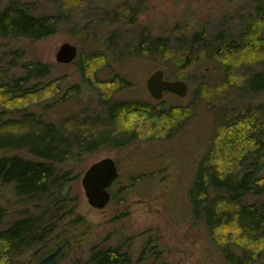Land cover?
Returning a JSON list of instances; mask_svg holds the SVG:
<instances>
[{"label":"trees","instance_id":"16d2710c","mask_svg":"<svg viewBox=\"0 0 264 264\" xmlns=\"http://www.w3.org/2000/svg\"><path fill=\"white\" fill-rule=\"evenodd\" d=\"M57 1L41 8L39 3L9 0L0 10V41H42L66 26L78 29L79 36L82 33L95 36L103 25V22L96 25V20L112 18L113 23L121 18L131 24L142 11L133 4L115 9V16H111L112 8L96 9L99 14L83 24L75 12L86 4L85 0H61L58 4ZM251 1L253 11L237 35L221 30L214 37H206L200 32L186 41L173 43L168 37L153 36L146 31L141 32L130 54L168 60L182 69L210 59L218 63L227 78L218 86L202 82L196 99L215 100L216 95L211 93L220 91L217 95L221 96L230 85L246 100L239 104L242 109L235 116H228L231 113L225 108L218 109L219 119L210 146L197 162L188 189L194 221L206 226L212 244L228 264H258L264 259V103L247 98L264 95V0ZM6 45L0 42V52L6 51H1ZM107 62L105 55L83 54L80 73L99 93L98 107L87 109L91 113L85 111L59 121L31 111L28 102L53 93L51 99L60 104L67 100L66 96L74 98L82 92L79 84L63 93L60 79L43 83L52 73V65L41 60H24L18 65L19 74L0 79V192L10 187L16 196L35 204L33 211L26 210L9 223L8 208L0 207V264H61L70 256L75 248L72 241L76 231L82 229L84 235L89 227L77 211L78 195L74 194V187L80 173L76 172L75 163L103 148H123L146 140L139 129L120 128L116 125L118 120L139 118L137 128L145 127L148 120L151 125L143 132H153V138L162 132L165 135L162 139L168 140L194 115V107L189 110L186 107L185 116L176 106L159 108L138 100H114L116 89L133 83L118 79L115 73L100 78L99 72ZM168 79L180 78L170 74ZM68 91L72 95H67ZM140 117L146 120L143 122ZM112 122L113 131L104 126ZM163 125H167L165 130H161ZM112 198L115 200L117 196ZM68 217L70 223L64 227ZM155 240L150 238L141 247L137 262L154 257L156 263L162 258ZM133 261L134 255L124 243L94 244L79 264Z\"/></svg>","mask_w":264,"mask_h":264},{"label":"rangeland","instance_id":"374dc122","mask_svg":"<svg viewBox=\"0 0 264 264\" xmlns=\"http://www.w3.org/2000/svg\"><path fill=\"white\" fill-rule=\"evenodd\" d=\"M39 3L41 8L52 6L57 0H26ZM61 0L57 1V4ZM9 0H0V10ZM86 4L75 12L77 19L83 24L92 16L99 14L96 9L106 7L115 9L125 4L139 5L142 10L135 22H124L112 18L97 21L103 22L95 36L78 35L77 30L69 26L42 41L19 39L5 42L0 52V79L19 74V64L24 60H41L52 65V73L44 79H60L63 93L68 87L79 84L81 93L74 98L57 103L52 100L53 93L46 97L29 101L31 111L44 115L53 121L70 118L82 112L91 113L97 108L96 97L99 94L91 84L84 81L79 65L83 54L97 53L105 55L108 65L99 72L100 78L111 77L114 73L118 79H126L133 84L130 87L116 89L114 100H138L150 103L159 108L176 106L182 115L194 107V115L188 123L171 139L163 140L161 133H144L151 124L146 119L145 127L137 128L138 119L116 122L120 128L139 129L143 139L123 148L107 147L85 156L75 163L76 172L80 173L75 182L74 194L78 195L77 211L85 217L88 224L87 234L83 230L76 231L70 256L61 264H79L89 255L94 244L116 246L124 243L134 255L132 264H228L220 250L211 242L203 223L194 221L188 199V189L194 178L197 162L203 152L209 148L214 134V127L219 119L218 109L229 110L228 116H235L246 103L243 95L236 87L227 85L222 92L216 91L214 98L197 100V89L202 82L222 85L226 79L224 71L217 62L203 59L185 68L172 66L171 61L147 59L131 56V48L137 45L141 32H149L153 36L168 37L172 42L188 40L196 33L201 36L214 37L218 31L226 30L237 35L245 25L247 17L253 11L251 0H85ZM131 19V18H130ZM132 21V20H131ZM82 24V25H83ZM88 38V39H87ZM64 42L78 47V57L71 63H59L56 53ZM181 47V46H180ZM99 62L101 60H98ZM104 63V62H103ZM164 69L166 77L176 75L187 82V96L165 94L160 100L155 99L148 91L147 79L156 69ZM231 77V76H229ZM233 78V77H232ZM222 88V87H221ZM70 91H68L69 93ZM67 95H72V92ZM61 94L57 97L61 99ZM69 98V99H68ZM197 98V99H196ZM253 102L264 103V95L248 96ZM214 102V103H213ZM251 102V101H249ZM213 103V105H212ZM94 107V108H93ZM188 107V110L187 108ZM91 108L90 110H87ZM102 109V108H100ZM98 109L97 111H100ZM235 110V112H233ZM225 116V117H228ZM145 117V116H144ZM178 119V118H177ZM130 122V123H129ZM114 122L104 126L114 129ZM167 125L161 126L165 130ZM113 158L119 168L120 176L110 188L111 202L102 209L91 206L85 195L81 179L91 164L103 158ZM126 189V190H125ZM0 207L8 208L7 223L23 215L25 211H33L35 204L16 196L10 187L0 192ZM70 223V217L63 222L64 227ZM156 239L162 258L155 263L154 257L145 262H137L141 247L148 239ZM87 241V242H86ZM25 259L22 258V260ZM258 264H264L262 259Z\"/></svg>","mask_w":264,"mask_h":264},{"label":"water","instance_id":"95a60500","mask_svg":"<svg viewBox=\"0 0 264 264\" xmlns=\"http://www.w3.org/2000/svg\"><path fill=\"white\" fill-rule=\"evenodd\" d=\"M78 54L76 45L64 42L56 53V60L59 63H71L77 59ZM165 75L164 69L159 68L152 72L147 79L148 91L155 99H162L168 92L181 97L187 96L189 86L186 81L170 80ZM119 176L117 163L111 157L103 158L89 166L81 179V184L91 206L102 209L111 202L110 188Z\"/></svg>","mask_w":264,"mask_h":264},{"label":"flooded vegetation","instance_id":"af4514ba","mask_svg":"<svg viewBox=\"0 0 264 264\" xmlns=\"http://www.w3.org/2000/svg\"><path fill=\"white\" fill-rule=\"evenodd\" d=\"M165 77H166V75H165ZM167 78V77H166ZM168 79V78H167ZM167 94V93H166ZM168 94H172V93H170V92H168Z\"/></svg>","mask_w":264,"mask_h":264}]
</instances>
